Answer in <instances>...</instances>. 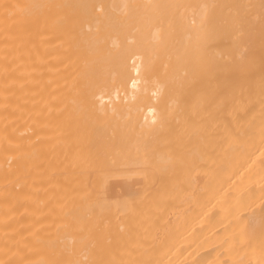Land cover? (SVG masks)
Here are the masks:
<instances>
[{
  "label": "bare ground",
  "instance_id": "obj_1",
  "mask_svg": "<svg viewBox=\"0 0 264 264\" xmlns=\"http://www.w3.org/2000/svg\"><path fill=\"white\" fill-rule=\"evenodd\" d=\"M0 264H264V0H0Z\"/></svg>",
  "mask_w": 264,
  "mask_h": 264
}]
</instances>
